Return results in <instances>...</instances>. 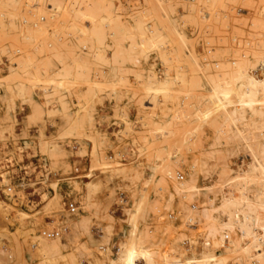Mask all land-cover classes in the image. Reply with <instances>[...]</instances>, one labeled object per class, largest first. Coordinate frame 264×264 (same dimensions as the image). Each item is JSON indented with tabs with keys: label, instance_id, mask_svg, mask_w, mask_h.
<instances>
[{
	"label": "rangeland",
	"instance_id": "rangeland-1",
	"mask_svg": "<svg viewBox=\"0 0 264 264\" xmlns=\"http://www.w3.org/2000/svg\"><path fill=\"white\" fill-rule=\"evenodd\" d=\"M89 1L0 0V75L11 73L5 87L0 85V181L3 173L8 178L0 182V199L9 201L5 188L16 198L7 219L0 212V264L119 261L130 241L127 231L137 202H143L138 226L157 252L158 264L179 259L185 264V247L194 246L192 254L202 252V236L226 264H245L244 253L229 248L235 233H226L228 242L216 246L207 229L191 220L187 206L210 208L208 195L196 189L178 193L174 186L183 174L199 189L210 183L217 193L220 188L229 191L226 179L232 175L225 165L237 169L252 161L229 140L232 127L224 125V118L213 116L206 122L203 116L211 108L208 76L226 77L238 68L234 60L254 62V50L264 45V0H114L122 15L104 22L99 17L96 24L88 17L96 13ZM190 7L196 16L188 15ZM212 8L220 12L216 26ZM112 29L118 35L111 37ZM96 30L106 33L104 40L99 41ZM178 30L188 37L183 47L174 38ZM142 31L170 36L181 54L196 50L203 69L176 59L162 63L159 49L143 50ZM209 45L216 47L214 53ZM217 62L229 64L230 70ZM145 73L177 78L172 94L148 92ZM198 74L202 82L192 86L189 81ZM29 90L47 112L33 113V101H25ZM54 179L70 215L80 204L84 210L86 182L101 179L92 191L93 209L85 211L90 220L78 232L61 224L55 236L42 233L56 228L51 216ZM15 207L30 212L36 225L26 218L19 225ZM105 211L110 219L103 217ZM219 218L225 220L224 215ZM58 235L63 244L55 249L50 244ZM117 244L122 251H116ZM251 263L261 264L259 259Z\"/></svg>",
	"mask_w": 264,
	"mask_h": 264
},
{
	"label": "bare ground",
	"instance_id": "bare-ground-1",
	"mask_svg": "<svg viewBox=\"0 0 264 264\" xmlns=\"http://www.w3.org/2000/svg\"><path fill=\"white\" fill-rule=\"evenodd\" d=\"M159 1L161 2L162 0H158V2ZM89 2L91 6H93L92 8L96 9V13L92 12L88 14V17L92 19L93 23L95 24L97 23V18L99 17L103 19L104 22L107 20L118 19L122 15V12L117 9V5L114 0H90ZM102 12H105L106 15H101ZM213 12L215 17L214 22H216L214 26H216L220 20V12L216 9H213ZM195 14V7H190L188 15L192 17V15L194 16ZM175 31L174 34L176 33ZM177 32L178 36L174 38L176 39V43L178 44V46L183 47L187 45L188 37L186 36V33L179 30ZM118 33L119 31L117 29H112L109 35L111 37H114L118 35ZM95 35L99 39V41H101L104 40L103 38H105L106 33L101 30H96ZM170 40L171 38L168 35L163 36L161 34H158L147 36L145 32L142 33V47H144L143 50L149 52L153 49H159V56L162 63L166 64L173 59H176V62L191 66H198L200 70L203 69V65L198 63L199 53L196 50H193L191 52L186 50V52L181 54L180 51H177L174 42ZM117 45H119V41L117 42ZM207 47L212 50L213 53L216 51V47L212 45H209ZM259 47L261 48V50H254V62L245 59H241L240 62L234 60L231 63L238 64V68L233 70L231 72L232 74L228 72L226 77L223 78H220L221 76L217 74L208 76V81L213 86L211 94L209 95L211 108L209 106V109L205 113V117L203 116V120L205 118L206 122L214 117L224 118L226 122L225 124H223L232 127V131L228 136L229 140L232 143L237 144V147L244 148V150L248 152L247 155L250 156L252 161H250L246 167L239 166L237 169L232 168L228 164L225 165L228 166L229 172H231L230 175H232L230 176L231 178L228 177L226 179L228 182V179H230V183H227L226 181L227 185L231 184L229 185L231 186V189L229 191H224L220 188V190H218V194L217 191L213 189L210 183L203 184L202 189H199L190 179L184 180L185 176L183 174L182 176H180V178H178V180L180 181L177 182L174 186L175 190L178 193H182L186 189H196L199 190L201 194L203 193L205 195H208V199L211 205L210 208L199 209L196 206H191L190 204L187 206V210L191 214V220L194 223L202 224V226L207 229L209 234H211L215 239L216 246H222L226 244V241L228 242L230 236L226 235V233H235V239L233 238L230 240L229 248L231 249L232 253H244L245 257L243 255L242 257L245 258V264H252L251 262L255 259H259L261 264H264V45L259 44ZM168 48L170 49L168 50ZM238 54L239 53L236 52L235 56H238ZM102 61L105 62L103 58ZM118 61L119 53L117 52L114 55V62L117 63ZM215 65L217 67L224 66L227 68V71L230 70V68L228 67L229 64L225 62H217ZM255 68H259L261 72L259 74L256 73L254 71ZM66 72H69V70ZM164 73L165 67L162 70V75H164ZM144 76L148 92L157 94L158 97H166L172 94L173 85L175 84L177 78H170L168 76L162 78L151 73H145ZM10 77L11 73L1 74L0 85L5 87L4 85L9 81ZM201 78V75L198 74L197 76L192 77L189 82L192 86H199L198 84L202 80ZM183 81L188 80L183 78ZM3 89H5L6 91H4L5 94L9 93L6 88ZM19 91L22 94L26 93V89L24 90L20 88ZM28 95L29 96L25 99V101H33V104L30 106V108L33 110V113H37L40 111L47 112L48 108L45 109L34 99L33 91L30 92L29 90ZM37 117L38 114L36 118ZM33 118L35 117L33 116L32 119ZM251 127L258 129L259 131L253 132L250 129ZM42 141L40 140L39 142L40 146L43 145ZM41 147L40 149H43ZM51 148L52 146H45V149L47 151ZM50 162L53 166L56 165L55 162ZM51 168L52 166L50 167V169ZM228 168H224V171H226L225 169ZM122 169L123 168L119 167L118 171ZM1 177L2 183L7 182L8 178L5 173L1 174ZM175 177H178L177 172ZM100 180L97 179L86 182V190L82 195V197L84 198V210L82 211V206L80 204V209L73 215L66 213V207L64 208V201H62V197H59L60 184L58 185L56 180V182H52L54 195L52 197L51 205L55 213L51 216L55 222L56 228L61 224H68L72 231L78 232L80 229L87 226L90 218L85 213V211L93 209L94 205L91 199L92 191L101 186L102 182ZM71 186L78 190L80 189V185L77 183H72ZM71 186L69 190L73 189ZM4 191L9 201L0 199V212L7 219V211L10 207H14L13 203L16 201V198H12L11 193L9 192V194L6 188L4 189ZM134 208L135 209L131 214L132 223L130 222L132 229L127 231V234L130 236V241L123 248V251L122 248H118V251H122L121 256L118 257L119 261H115L113 260V258L112 260H110V264H140L139 262H141V264H144L143 261H145V264H158V262L156 261L157 252L151 250V248L146 244L147 242L142 236L143 233L141 231V228L139 227L141 224H138V222L140 221L139 217L143 211V202L135 203ZM16 210L19 225L23 226L24 224H26L23 222L25 218L29 220L28 223H30V225H36L37 222L31 216L30 212L23 208H17ZM220 215H224L225 220L220 221ZM60 216H62V218H60ZM103 217L110 219L112 216L105 211ZM202 238V252L192 254L194 246H192L190 242L189 244L192 248L190 249L185 247L186 253L189 255L186 258L185 264H226L225 257L218 256L208 249L212 246L211 241L205 239L203 236ZM198 241L199 237L196 239V242ZM60 244H63V239L60 235H58L51 240L50 245H52V247L56 249L60 247ZM115 255L117 256L120 254ZM235 257H237V254L235 255ZM140 259H142L143 261H139ZM179 260H181L182 264V259ZM170 264H174V261H172Z\"/></svg>",
	"mask_w": 264,
	"mask_h": 264
},
{
	"label": "built area",
	"instance_id": "built-area-1",
	"mask_svg": "<svg viewBox=\"0 0 264 264\" xmlns=\"http://www.w3.org/2000/svg\"><path fill=\"white\" fill-rule=\"evenodd\" d=\"M70 210L73 211L74 207L71 206ZM60 232L61 231L57 228H47V229H43V231H42V233L45 234L46 236H55V235L59 234ZM118 248H119V244L116 245V251H118ZM139 263L141 264V262H139ZM174 264H181V260L174 261Z\"/></svg>",
	"mask_w": 264,
	"mask_h": 264
}]
</instances>
